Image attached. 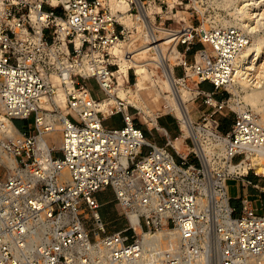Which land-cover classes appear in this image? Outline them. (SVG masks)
<instances>
[{
    "label": "built area",
    "instance_id": "obj_1",
    "mask_svg": "<svg viewBox=\"0 0 264 264\" xmlns=\"http://www.w3.org/2000/svg\"><path fill=\"white\" fill-rule=\"evenodd\" d=\"M190 2L0 0V117L12 128L0 127V264H264V208L238 195L237 210L230 195L232 182L263 191L250 155L264 156V122L223 93L246 35L195 26ZM164 41L170 79L200 109L182 129L162 104L174 136L157 126L162 110L147 115L158 143L132 100L146 78L169 82ZM107 188L123 220L111 231L96 196Z\"/></svg>",
    "mask_w": 264,
    "mask_h": 264
},
{
    "label": "rangeland",
    "instance_id": "obj_2",
    "mask_svg": "<svg viewBox=\"0 0 264 264\" xmlns=\"http://www.w3.org/2000/svg\"><path fill=\"white\" fill-rule=\"evenodd\" d=\"M190 6L191 10H194L195 16L191 18V21L195 26L201 28H203L204 25L205 27L229 26L231 28H236L238 29V31H241L246 35V47L255 42L258 43L261 47L263 53H260L257 56V59H255L254 69L252 70L253 74L250 75L252 77L249 81V86L236 84V91L226 87L227 90H225L223 93H226V95L228 93V95L231 97V99L233 100V108L235 111L238 110L239 106L243 108L246 107L256 113L258 118L262 122H264V0H191ZM191 10H187V12L190 13ZM251 10L261 14L254 17V14L250 15L252 12ZM185 15H187L186 12ZM243 19H246V23H251L252 26H255V29L252 31L246 26H243L241 24ZM165 43V41L161 42V45H164L161 47L162 52L167 59L170 53L174 55L175 51L171 45H167ZM198 45H201V43L196 41L193 45V48L197 47ZM186 56L189 59L192 55L191 53H188V55ZM168 64L171 67V64ZM168 83H170V81ZM145 84L146 88L140 91L139 100H137L136 102L132 100L134 107H136V109L132 108L134 119L145 129H147V126L150 127L156 141L158 143H163L164 133L162 129H155L153 126L154 121L152 119V116L150 118L147 117V115L154 114L156 111L162 110L161 116L157 118V126L162 127L159 123L160 121L172 122L170 124V128H168V132L171 136L178 135V130L176 128L177 126L174 122L175 118H173V115L171 116L170 114L172 113V111L169 108H162V104L165 103H169L172 107L174 103L172 99L173 96L171 97V91L167 88V84H163L160 77H152V79L146 78ZM202 86L204 88H207L206 84H203ZM251 88H259L260 90L259 94L254 100L250 99L251 96L249 95V92ZM163 90L170 93H162L161 91ZM198 105L199 103L197 101H185V106L187 107L188 112L191 115L190 117H192L194 121L197 120V117L199 115L198 110L200 109V107ZM114 118L118 120L119 117L115 116ZM231 119L232 117L229 116L230 121ZM32 121V117H30L27 122L32 125ZM107 122L110 125L113 123L112 120H109ZM23 123V121H15V124L21 129V125H23ZM47 136L51 145L57 147L60 134L50 133ZM175 144L176 148H178L179 151H184L186 148L185 145L181 144V139L175 141ZM259 178L260 185L262 186L264 192V176L260 175ZM233 192L234 188L230 186L231 196ZM252 204L254 205L253 202ZM235 206L237 207V210H239L238 202ZM259 212L262 213L263 209H259ZM119 222L120 224H122L123 220L120 219ZM114 223L110 222V227L115 226L116 224ZM109 230H112V228H109Z\"/></svg>",
    "mask_w": 264,
    "mask_h": 264
},
{
    "label": "bare ground",
    "instance_id": "obj_3",
    "mask_svg": "<svg viewBox=\"0 0 264 264\" xmlns=\"http://www.w3.org/2000/svg\"><path fill=\"white\" fill-rule=\"evenodd\" d=\"M253 14H254V17H256V16H259L261 13H256L255 11H252L250 15H253ZM241 24L243 26H246L248 29L252 31L255 29V26H252L251 23H246V19H243ZM260 53H263V52L259 44L256 42L251 44L250 46H247V47L245 46V48L241 51L239 57L235 60L234 71L231 77L232 81L227 86V88H231L232 90L236 91V84H241L243 86H249V81L252 77L250 75L253 74L252 70L254 69L255 59H257V56ZM159 58L161 59L163 71L167 76L171 68L169 64L166 63V60H165L166 57L162 51H161V55L159 54ZM150 59H153V58H150ZM167 79L168 81H170V83H167V88L171 91V95L173 96V99H174V104L172 105L173 109L175 110L176 114L180 118H182V120L180 121L181 128L183 129L185 126L189 128L188 124L192 120V118L190 117L188 109L185 106L184 93L179 92L174 82L170 79L169 75ZM259 92H260L259 88H251L249 92V95L251 96L250 99L254 100L259 94ZM239 107L242 108L241 106ZM0 120H2L0 121V127L2 129H7L11 125L10 122L6 120L5 118L0 117ZM10 129H12L11 126H10ZM178 139H180V137ZM178 139H175V141H177ZM175 141L173 140V145L176 148ZM250 159H251V164L253 165L254 170L256 172H263L264 174V156L250 155Z\"/></svg>",
    "mask_w": 264,
    "mask_h": 264
},
{
    "label": "crops",
    "instance_id": "obj_4",
    "mask_svg": "<svg viewBox=\"0 0 264 264\" xmlns=\"http://www.w3.org/2000/svg\"><path fill=\"white\" fill-rule=\"evenodd\" d=\"M207 88H210V85L206 84ZM167 122V121H165ZM172 122H167L168 128H170V124ZM231 121L229 124L226 126V129L228 130L230 127ZM167 128V127H166ZM250 178H254L253 176L249 175ZM234 188V192L232 193V203L234 205L237 204V199L236 197L239 196H248L254 203L255 207L257 206L258 209H262L264 206V192L263 191H257L256 189H253L248 186H243L241 184L237 185L235 183H231V185ZM99 202H100V207H99V213L102 217V220L107 224V229L108 231L109 228H112V230L119 229L123 226V223L120 224L119 220L121 219L119 216V213L116 209V206L113 201V194L111 189L107 188L105 190L99 191L96 194ZM106 197V198H105ZM110 222H115V226L110 227Z\"/></svg>",
    "mask_w": 264,
    "mask_h": 264
},
{
    "label": "trees",
    "instance_id": "obj_5",
    "mask_svg": "<svg viewBox=\"0 0 264 264\" xmlns=\"http://www.w3.org/2000/svg\"><path fill=\"white\" fill-rule=\"evenodd\" d=\"M166 120H167V119H166ZM229 122H230V120H229L228 118H224V117L221 118V119H220V128H221V130L226 131V130H227V129H226V126L229 124ZM160 124H161L162 126L168 128V126H167V122L160 121Z\"/></svg>",
    "mask_w": 264,
    "mask_h": 264
}]
</instances>
